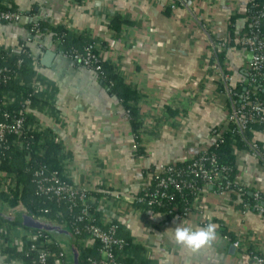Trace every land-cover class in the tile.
Segmentation results:
<instances>
[{"label":"crops","instance_id":"obj_1","mask_svg":"<svg viewBox=\"0 0 264 264\" xmlns=\"http://www.w3.org/2000/svg\"><path fill=\"white\" fill-rule=\"evenodd\" d=\"M185 2L171 9V0H1L22 18L0 26V43L26 41L42 80L39 92L47 94V103L28 111L39 130L60 144L67 182L87 189L99 219L118 224L119 235L131 240L126 254L134 264H254L252 254L264 258V214L242 205L241 190L264 196V124L251 140L263 157L236 152L237 190L218 194L205 188L184 218L134 202L156 167L190 161L209 147L214 130H225L230 97L223 76L231 77L234 89L247 78L250 55L239 40L246 33L248 0ZM34 22L45 32L30 35ZM55 28L94 45L101 61L135 91L137 129L97 74L64 56L65 44L48 30ZM0 182L3 190L16 191L5 173ZM25 214L58 228L42 231L52 232L73 264L68 228L32 216L20 201L11 207L1 200L0 264H20L3 253L5 239L21 250L25 231L38 230L11 221ZM208 222L217 225L210 248L191 252L169 239L168 230L180 224Z\"/></svg>","mask_w":264,"mask_h":264},{"label":"built area","instance_id":"obj_2","mask_svg":"<svg viewBox=\"0 0 264 264\" xmlns=\"http://www.w3.org/2000/svg\"><path fill=\"white\" fill-rule=\"evenodd\" d=\"M249 4H254V0H248ZM185 0H171V9L177 5H185ZM22 14L16 10H2L0 8V26L17 23L21 20ZM264 19V7L252 19L249 24L248 32L240 38L239 46L245 49L250 55L247 78L242 87V92L235 91L231 86L232 79L229 75L223 76V83L227 86L226 92L230 97V110L226 119L225 130L233 136L243 138L247 132L254 134L253 127L264 124V97L260 94L264 92V35L260 30V22ZM40 24L34 22L30 25V35H38ZM94 45L87 44L83 50L73 51L69 54L63 52L64 56L73 62L93 71L95 74L101 73L99 55L95 53ZM17 54L31 58L26 41H18L11 44L0 43V59ZM23 60L20 58L15 63L21 65ZM16 72L13 67L0 68V85H6L15 77ZM40 90L39 84H35L34 92ZM28 101L25 102V105ZM28 110V107H26ZM4 121L0 122V154L9 149L11 144L18 146V138L24 135L25 118L21 116H9L7 112L3 114ZM223 131L214 130L213 138L209 147L197 156L184 164H162L156 167L152 173L149 186L144 189L142 195L135 199V204H146L147 206H162L167 200H172L175 195H183L189 191L193 196H198L207 187L213 188L216 193L227 192L229 187L227 182L224 186L218 182L225 179L228 173L226 167L217 164L214 154L209 152L210 148L217 147L223 142ZM14 137L15 140L10 141ZM250 155L254 158L263 157L261 148L255 142L249 143ZM40 155L43 151H40ZM35 186V195L45 198L49 202H55L58 207L64 204L68 213V219H63L57 224L65 226L74 236H85V245L92 246L93 243L99 245V257L89 258V264H123L116 258V252H121L125 241L118 235L119 226L116 223L101 224L90 215L91 205L89 202L90 192L80 186H74L63 180L57 172L50 171L46 164H39L32 172ZM203 186H198L197 182ZM255 201L253 207L257 212L264 211L262 194L255 191L252 194ZM49 209L41 212L49 213ZM190 208L185 207L182 213L176 214V218H184L189 214ZM169 211L164 215H172ZM28 242L29 250L35 254L33 264H48L50 252L46 248H40L36 242L43 237L40 230H26L24 238ZM46 242V239H45ZM238 244L234 243L236 247ZM61 258L58 264H67L64 253L59 254ZM254 264H264V258L258 255H251Z\"/></svg>","mask_w":264,"mask_h":264},{"label":"trees","instance_id":"obj_3","mask_svg":"<svg viewBox=\"0 0 264 264\" xmlns=\"http://www.w3.org/2000/svg\"><path fill=\"white\" fill-rule=\"evenodd\" d=\"M254 4L256 5L255 7L253 4L248 3V13L246 14L247 28H245L246 33L248 32L249 24L252 19L261 11L262 7H264V0H254ZM0 8L2 10H15V7L11 4L9 7L1 4V0ZM113 28H117V23ZM48 30L53 37L63 41L66 46L67 54L74 50L81 52L88 44V42L84 44V42L78 38L70 37L62 28ZM260 30L264 35V19L260 22ZM43 32H45V26L41 24L39 33L42 34ZM95 53L97 54L96 51ZM20 58L23 62L21 65L17 66L15 63ZM36 64L37 62L34 59L19 56L17 54H12L0 59V68L13 67L16 72L12 81L6 85H0V122L4 121L3 114L5 112H7L9 116L23 115L25 118L24 135L18 138L20 144L18 146L11 144L9 149L4 151L3 155L0 154V173H5L9 178H13L14 186H17V188L15 187V192H10L9 190H3L0 182V200L2 202H7L11 207H15L18 204V201H20L32 216L45 217L48 222L59 223L62 218L68 219L65 205L62 204L58 207L55 202H49L45 198L36 196L33 182L32 172L39 164H46L50 171L57 172L63 180L67 181L63 175L60 161V144L55 142L49 132L39 130L35 117L30 111H28L29 109H39L47 103L46 93L39 91L34 92L35 84L42 82L37 75ZM100 66L101 73L97 74L98 79L113 95L121 99L130 119L134 122V127L137 129V123H135L137 111L134 106L136 100L135 91L126 84L123 77L111 65L101 62ZM235 91L242 92V87L235 89ZM260 95L264 97V92L262 91ZM27 101L28 104L25 105V102ZM26 107H28V110ZM262 126L263 125H256L253 129L254 131L259 130ZM222 138V143L215 148L209 149V152L215 155L218 166L226 167L228 169L226 178L220 180L218 185L224 186L228 182L229 187L226 191L237 190L235 184L236 152L249 150V143L252 142L253 133L247 132L245 136L241 138L239 136L231 135L230 132L223 131ZM15 139L16 138L11 137L10 141ZM40 151H43L42 155L39 154ZM181 164L185 165V162ZM197 185L200 187L203 186L199 181L197 182ZM242 192V205L248 204L251 209H254L255 201L252 195L250 197L244 190H241V193ZM195 199L196 196L190 194L189 191H185L183 195H175L172 200L164 201L162 206H147L146 204H136V206L160 214H166L171 210L173 211V214L167 215V217L174 218L176 214L182 213L185 207L191 209ZM262 200L264 202V196H262ZM44 209H49V213H42L41 211ZM261 213L264 214V211ZM59 214L62 215V218L61 216H58ZM90 215L96 220V222L101 224V220L93 208H91ZM40 232L43 237L39 239L36 244L40 248H46L50 252L48 264H58L61 259L59 258V254L62 252V249L57 245L52 232L42 230H40ZM72 236L74 239V247L78 253V264H89L87 261L89 258L99 257V245L97 243H93L92 246H87L85 245V236ZM119 236L124 239L126 245L121 252H116L117 260L123 264H134V259L128 257L126 254L131 245V240L124 236ZM30 243L31 242H28L25 239L21 250H18V247L14 246L8 239H5L2 250L9 259H17L20 264H33L35 254L29 250Z\"/></svg>","mask_w":264,"mask_h":264},{"label":"clouds","instance_id":"obj_4","mask_svg":"<svg viewBox=\"0 0 264 264\" xmlns=\"http://www.w3.org/2000/svg\"><path fill=\"white\" fill-rule=\"evenodd\" d=\"M168 232L169 239L174 244L191 252L210 248L217 240V225L212 222L196 228L180 224L174 229H169Z\"/></svg>","mask_w":264,"mask_h":264},{"label":"water","instance_id":"obj_5","mask_svg":"<svg viewBox=\"0 0 264 264\" xmlns=\"http://www.w3.org/2000/svg\"><path fill=\"white\" fill-rule=\"evenodd\" d=\"M11 221L21 224L29 229H38V230H57V227H49L46 226L42 223L37 222L34 220L30 214L29 215H17L14 218L11 219ZM73 239V237H72ZM74 240V239H73ZM74 243V242H73ZM72 243V252L74 254V261L73 264H78L77 258H78V253L76 252V249L74 247V244Z\"/></svg>","mask_w":264,"mask_h":264}]
</instances>
